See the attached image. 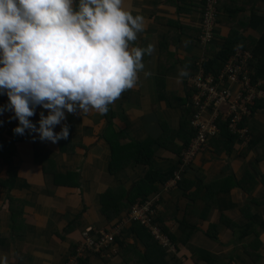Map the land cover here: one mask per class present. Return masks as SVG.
Instances as JSON below:
<instances>
[{
  "label": "crops",
  "instance_id": "1",
  "mask_svg": "<svg viewBox=\"0 0 264 264\" xmlns=\"http://www.w3.org/2000/svg\"><path fill=\"white\" fill-rule=\"evenodd\" d=\"M205 2L124 0L126 9L145 17V30L134 44L153 45L152 54L143 57L151 75L141 73L137 85L104 115L66 113L53 131L67 124V139L53 144L33 139L36 134L27 130L14 134L12 113L0 114L1 138L18 139L11 176L0 158V254L8 264H68L84 233L99 231L116 232L115 242L102 253L84 254L81 264H208L207 255L211 264H264V108L248 118V143L229 140L221 129L179 186L171 188L173 175L182 174L180 154L193 135L190 71L215 56L233 33L248 48L264 35V0H219L214 41L202 45ZM180 68L188 75L178 83ZM6 103L2 100L0 108ZM41 111L47 114L37 107L29 118L34 124ZM37 159L48 161L47 167ZM54 173H72L77 185L54 182ZM145 179L154 186L148 198L160 200L156 220L171 235L161 231L171 240L168 246L155 241L147 228L138 229L128 210L112 223L100 213L108 191L125 202ZM256 239L260 246L254 250Z\"/></svg>",
  "mask_w": 264,
  "mask_h": 264
},
{
  "label": "clouds",
  "instance_id": "2",
  "mask_svg": "<svg viewBox=\"0 0 264 264\" xmlns=\"http://www.w3.org/2000/svg\"><path fill=\"white\" fill-rule=\"evenodd\" d=\"M145 26L124 0H0V114L12 113V132L55 144L68 138L67 124L53 131L66 113L106 114L141 73L151 75L143 57L153 45L134 44ZM187 75L178 69L177 82ZM37 107L47 114L34 124Z\"/></svg>",
  "mask_w": 264,
  "mask_h": 264
},
{
  "label": "built area",
  "instance_id": "3",
  "mask_svg": "<svg viewBox=\"0 0 264 264\" xmlns=\"http://www.w3.org/2000/svg\"><path fill=\"white\" fill-rule=\"evenodd\" d=\"M218 0H206L201 19L202 45L211 43L214 39V28L218 19ZM252 55L243 49H237L224 64L219 75L204 73L203 62L196 63L187 78L188 85L193 93L195 111L191 120L194 137L191 143L180 154V167L190 163L213 138L221 133L220 122L228 124L229 131L241 134L244 139H250L246 128L240 129L239 124L245 116L250 115L248 104L264 95V92L253 86L251 79ZM172 183L180 179L176 174ZM157 197L146 200L143 204L132 206L128 219L146 227L153 238L163 246L169 245V240L156 225ZM116 232L99 231L95 236L84 233L83 241L76 249V255L68 264H77L79 258L89 252L102 253L115 242ZM71 259V258H70ZM69 259V260H70ZM68 260V261H69ZM77 262V263H76Z\"/></svg>",
  "mask_w": 264,
  "mask_h": 264
},
{
  "label": "trees",
  "instance_id": "4",
  "mask_svg": "<svg viewBox=\"0 0 264 264\" xmlns=\"http://www.w3.org/2000/svg\"><path fill=\"white\" fill-rule=\"evenodd\" d=\"M216 7H217V11L219 12V7H220L219 0L217 1ZM213 41H212V43H213ZM245 43H246V41L243 38H240L239 36H237L236 33L231 34L225 40L221 50L218 51L215 54V56H213L212 58H208L206 61L203 62L202 67L204 68V73H206V74H210L211 73V74H213L215 76L219 75V73L223 69L224 64L227 62V60L230 58V56H232V54L234 53V51L237 48H240V49H243V50H249L252 53V56H253L252 59L250 60V64L254 68V72L251 69L252 84H253L254 87L255 86L257 87V90L264 92V85L259 83L261 80H264V57L261 56V51H263V49H264V35H262L261 39L257 42V44L254 43L253 47H249L248 48ZM195 66H196V64L194 65V68H195ZM193 93H194V91L191 90V95L192 96H193ZM2 100H7L6 96H0V102ZM248 107H249V110H250V115L249 116H245V118L243 119V122H241L239 124V128L240 129L246 128L247 127L246 125H247V122H248V118H250L260 108H264V95L260 96V97H256L255 99H253L248 104ZM194 109H195V107H194ZM192 117H193V111H192V114H191L190 124H191ZM0 128H2L1 124H0ZM220 128L222 129V131H224L226 133L227 138L229 140H232L233 137L241 138L240 141H242V143H248L249 140H250V139L249 140L248 139H244L242 137V135L239 134V133H237V134L231 133L229 131L228 124L225 123V122H222V123L220 122ZM191 131L193 133L192 138H191V141H192L193 137H194V129L192 128V126H191ZM222 131H221L220 135L222 134ZM220 135H219V137H220ZM8 136H9L8 140H3L1 138V134H0V158L3 159L4 165L7 167L8 175L11 176L13 168H14L13 157L16 154V142H17L18 139L12 137L9 134H8ZM249 136H250V134H249ZM215 138H218V137H215ZM215 138H213V139H215ZM19 140H20V138H19ZM191 141H190V143H191ZM208 144H206L204 147H202V151L200 153L203 152V150L205 149V147ZM198 155L190 163H188L186 166H184L183 168L180 167V170H181L180 173H182L181 176H180V179L176 182V184H173L171 186V188L174 187V186L176 187L177 185L179 186V184L184 179V175L188 173V171L190 170L191 166L193 165V163H194L195 159L198 157ZM36 161L38 163L42 164L43 167H45L47 165V163H48V161L43 160V159L41 161H39L37 159ZM180 163L181 162L179 161L178 166H180ZM54 174H53L54 175L53 180L56 183H61V185H63V186H75V185H77V183L74 182L76 180V177L72 173H67V175H62V174H59V173H54ZM175 175H173L174 179L176 177ZM2 184H3V181H0V185H2ZM148 184L149 183H147L146 179L143 180L142 182H140L138 184V186L133 189V192L129 195L127 201H125V202L124 201L123 202L122 201H118L116 199L114 194H116L117 192L114 193L115 191H108L109 194L106 193V195L103 196L102 200L100 201L101 202L100 213H102V215L109 222H111V221L113 222L116 219V217L119 216V214L121 212H123L124 210H128L127 215L129 216V212H130L132 206H134L136 204V202H137V204H143L146 200L149 199L148 198L149 194L154 191V186H149L148 187L147 186ZM110 197L113 198V201H111V200L109 201ZM114 198H115V200H114ZM159 201L160 200L157 199V201L155 203L156 207H157V204H158ZM156 219L154 220V222H156V225L158 226L159 224L157 223ZM134 225H137L136 227L138 229H140L141 231H145L146 232V229H145L144 226H142V225H140L138 223H135V222H134ZM249 226H250V224H248V227ZM159 227H160V225L158 226V228ZM161 231L164 234H166L167 236H169V239H171L170 238L171 235L167 231H165V230L164 231L161 230ZM246 235H247V233H244L242 235V238L245 237ZM150 240H152V238ZM172 240H174V239H172ZM257 240L258 239H256L254 241V244L251 245L254 250H257L259 248V246H260L259 242ZM155 241H157V240H155ZM169 241H171V240H169ZM157 242L159 243V241H157ZM154 246H158V245H154ZM158 248H160V247H158ZM246 250L249 253H251V249L246 248ZM145 257H148V253H147V255ZM206 257H207L206 258V262L208 264H211V260H212L211 258L212 257L210 255H207ZM254 257H255V255H254ZM146 259H148V258H146ZM82 260L83 259L81 258L79 264L83 263ZM221 264H223V263H221Z\"/></svg>",
  "mask_w": 264,
  "mask_h": 264
},
{
  "label": "rangeland",
  "instance_id": "5",
  "mask_svg": "<svg viewBox=\"0 0 264 264\" xmlns=\"http://www.w3.org/2000/svg\"><path fill=\"white\" fill-rule=\"evenodd\" d=\"M215 32V31H214Z\"/></svg>",
  "mask_w": 264,
  "mask_h": 264
}]
</instances>
